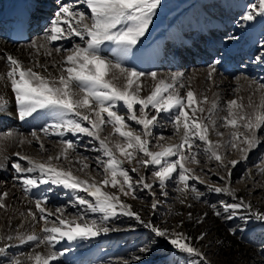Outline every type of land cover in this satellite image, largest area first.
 <instances>
[{
    "label": "snow or ice",
    "instance_id": "snow-or-ice-1",
    "mask_svg": "<svg viewBox=\"0 0 264 264\" xmlns=\"http://www.w3.org/2000/svg\"><path fill=\"white\" fill-rule=\"evenodd\" d=\"M78 2L90 12V16L86 15L85 11L79 10L75 4L64 3L50 20V25L42 37L45 43L37 45L33 41L31 45L34 48H46V45L52 42L71 41L73 38H78L82 42V44H73L71 49L67 50L68 54L63 60V64L67 66L62 69L60 76L50 80L34 71L33 67H23L21 62L12 56L7 57L10 69L6 76L15 95L16 115L19 120H25L38 110H46L53 120L50 125L52 134L60 137H63L65 133H71L74 136L80 134L98 142L99 148L91 150L102 153V157H97V168L102 169L103 179L99 182L95 180L89 182L73 175L70 169L65 170L52 164L54 159L59 160L61 156L68 159V153L74 150L71 141H62L63 146L57 156H49L47 161L43 162L17 153L19 160L26 161L27 166L13 162L11 167L19 174L25 193L38 187L39 184L51 183L62 186L76 194L75 205H79L82 212L69 218L64 215L63 210L57 209L58 223H53L46 219L53 213L47 212L42 206L43 200H38L36 210L41 214L39 219L45 224L41 228L43 235L26 234L17 230L15 236L11 234L0 236V241L3 242L0 244V256H5L7 250L13 247L11 243L13 240L18 241L20 245L35 242L36 247L41 245L47 247L48 253L42 255L33 249L27 255L26 260L13 257L7 259L6 264H50L58 255H63V253L51 251L55 243L65 239L69 242L78 239L88 240L102 233L115 231L116 229H110L106 222L110 217L115 216L119 209L122 215L134 218L156 237L165 238L180 253L199 257L203 264H208L203 253L192 247L187 242L188 238L183 234H168L151 223H145L139 214L132 212L130 207L120 200L118 195L105 190L111 187L123 195L133 192L132 177L122 167L125 160L129 163L136 160L138 166L142 165L145 168L155 166L152 175L155 180L159 181L161 188L167 180L175 178L173 173L179 171L178 183L184 187L178 191L188 188L189 179H198L191 169L186 167V162L199 163L197 159L199 153L195 149L202 147L203 154L209 159L223 160L218 152L222 146L221 143L213 142L209 138L208 124L204 122L203 117L197 115L205 112L203 105L208 103L207 97L199 98L192 90H188L181 97L174 90L170 91L173 89L172 84L163 80L155 84L149 95L142 97L137 81L144 74L124 68L119 62L127 57L133 46L145 35L161 0H78ZM256 16H264V0H259L258 6L250 5L249 11L243 15L242 19L246 22L252 21ZM105 42L116 46L112 52L117 56V62L106 60L100 54L101 46ZM46 51L48 55H51V50L46 49ZM54 51L59 53L61 49L55 48ZM261 58L264 57H258V59ZM116 73H119V76ZM110 75L111 78H109ZM150 75L155 81L157 74L153 72ZM211 75L212 73L209 72V78ZM120 77L124 79L122 87L114 82ZM175 79L173 77V81ZM260 89L264 90V85H260ZM119 106L127 110L126 114H121ZM249 107L252 105L250 104ZM149 108L154 114H149L147 111ZM6 110L7 101L0 97V113ZM225 111L227 115L222 117L221 126L231 130L227 143L233 149L238 150L241 159L245 160L250 151L264 142V138L257 135V132L264 128V107L258 106L248 113L244 110L243 104L233 99L227 102ZM160 113H169V122L180 140L177 144L161 146L160 151H152L149 148V137L152 135V127ZM128 121L140 126L142 131L130 127ZM210 122L215 124V121ZM105 125L111 126L110 135L121 139L113 143L108 136L102 138L100 133ZM44 132L48 134L49 128H45ZM31 135L36 137L35 132ZM217 135L223 137V133L217 132ZM197 140L200 144L195 143ZM40 147L43 149V144ZM117 153L123 159H120ZM138 154H142V157ZM172 157L176 159L173 160ZM239 162L231 160L229 163L234 168ZM77 163H81V171L89 168V165L83 163L82 160H78ZM132 171H137V168L133 167ZM261 171L264 172V169ZM32 173L39 175L36 177L28 175ZM220 179L225 180L226 185L210 186L209 191L217 194L223 193L236 199L235 194L227 186L230 173L229 177ZM135 183L143 185L146 189L153 187L152 184L146 182L144 176H140ZM191 191L197 199L203 195L195 188ZM79 193H86L87 197H91L92 200L89 201ZM6 196L7 193L0 196V209L6 208L2 202ZM135 198L133 195V199ZM156 206L157 203L153 201L152 208L155 209ZM222 206L224 212L228 214V219H232L238 209H251V205L244 203L243 200ZM85 213H99L101 218L86 220ZM215 214L221 215L219 211ZM28 216L36 219L32 211L28 212ZM250 218L264 223V213L251 211ZM78 220L81 222H77ZM50 223L51 226H48ZM199 239H203V234ZM148 250L147 247L139 249L142 253Z\"/></svg>",
    "mask_w": 264,
    "mask_h": 264
},
{
    "label": "rangeland",
    "instance_id": "rangeland-1",
    "mask_svg": "<svg viewBox=\"0 0 264 264\" xmlns=\"http://www.w3.org/2000/svg\"><path fill=\"white\" fill-rule=\"evenodd\" d=\"M35 1L39 6L43 2L46 3L45 5L48 6L46 10L48 11L45 12L48 15L43 25H41L40 31L31 34L29 36L31 38L43 34V30L48 28L55 12L64 3L75 4L79 10L85 11L86 15L90 16V12L87 11L84 5L79 4L78 0ZM258 3L259 0H161L148 30L135 45L139 47L136 50L143 49L141 47H148L162 38L163 43L160 41L155 42L144 53L147 54L150 50L160 49L168 55L181 56L179 59L183 63L177 64V68H181L187 73L192 72L191 75L200 73L201 68L205 69L211 65L221 70L231 69L228 73L222 74L230 82L229 87L223 93L222 117H224L225 114L227 115L225 109L228 101L237 98L236 100L241 103L242 93L247 95L246 97L250 96L249 89V92H247V90L244 91L238 86V78L239 80L264 85V58L258 59V57H264V16H256L254 20L247 22L242 19L243 15L249 11V6L252 4L258 6ZM43 7L45 6L43 5ZM226 10L228 11L225 13ZM204 14L206 18L204 17L205 19L201 21L202 24L210 23L215 26L226 23L225 27H219L217 30L208 27L209 31H203L205 33H200L199 30L194 31V27H188V31H181L179 35L183 38V41L179 43L172 42L168 35L172 29H170V25L182 24L186 21L197 22ZM212 40H214V43H218L214 51L208 48V44L214 45ZM65 42L58 47L57 45H50V47L60 48L61 52L59 53L68 54L67 50L71 49L73 44L80 43L75 38ZM26 43H29V41ZM21 44L24 43L15 45L20 46ZM235 45L238 46V50L235 52H244L241 56H235L236 54L231 56L229 54ZM225 54L229 55L226 56ZM191 61L192 64L187 65ZM258 100L260 101H257L255 105L254 102H245L243 104L244 110L251 113L258 106L264 107V93L261 99ZM250 104L252 107H249ZM136 107L138 109L139 106ZM203 107L206 109L205 104ZM119 110L121 114H126L127 110L122 106H119ZM222 117L218 118L216 128H219L218 132L223 133V137L215 134L212 141L221 143L222 146L218 149V152L223 160L209 159L208 156L203 154L202 147L195 149L199 153L197 156L199 163L186 162V167L191 169L198 179H189L186 190L178 191V189L184 187L178 183L179 171L173 173L175 178L167 180L164 187L161 188L159 181L155 180L152 175L155 166H148L147 168L142 165L138 166L136 160L131 163L125 160L122 164V167L132 177L133 192L123 195L117 189L111 187L105 190L118 195L120 200L127 204L132 212L139 214L141 220L145 223H151L161 230H165L168 234H183L188 238L187 242L192 247L203 253L208 264H264V223L256 221L255 218H250L251 211L264 213V172L261 171L264 169V142H261L255 149L250 151L247 159L242 160L238 150L233 149L227 143L230 139L229 132L231 130L221 126L223 124ZM203 118L206 124L210 122L209 116ZM48 120L36 123L32 128L29 127L21 132L17 128L12 129L31 140H33L32 132L41 135V138L44 137L43 149L37 143H32L31 147L34 149L32 153L18 154L43 162L47 161V157L51 156L56 150H61L62 141H71L74 150H70L68 159L61 157L56 160V163L54 161V165L65 170L70 169L73 175L89 182L102 180V169L97 168V157H102V153L91 150L99 148L98 142L91 137L80 134L74 136L71 133H65L63 137L52 133L51 135L45 134V128H49V132H52L50 125L53 120L52 118ZM127 123L137 131H142V128L135 125L134 122L128 121ZM11 127L13 126H9V128ZM6 128V126L0 125V133L4 134ZM111 133V126L105 125L100 135L102 138L108 136L113 143L121 139L118 136L110 135ZM257 135L264 138V128L260 129ZM161 137L163 139H160ZM179 140V135L174 133V129L169 122V113L158 117L152 127V135L149 137L150 150L160 151L161 146L166 147L177 144ZM195 143L200 144V141L197 140ZM138 155L142 157V154ZM117 156L119 157L118 153ZM119 158L123 159V157ZM171 159L174 160L176 157ZM78 160L87 163L89 168L81 171L82 165L77 163ZM231 160L240 162L233 168L229 163ZM13 162L25 166L24 161L19 160L18 156L10 158L6 169H3L6 172H0V189H6L13 185L31 202L36 203L38 200H43L42 206L46 210L57 211V209H61L64 215L69 218L82 212L80 206L75 205L76 194L71 190L64 189L62 186L51 183L39 184L35 189L25 193L23 185L20 183L19 174L11 167ZM133 167H136L137 171L133 172ZM229 173L230 180L227 186L235 194L236 199L223 193L217 194L214 191H209L210 186H225L226 181L220 178L229 177ZM30 176L36 177V175L31 174ZM140 176H144L146 182L152 184L153 187L146 189L143 185L136 184L135 182L139 180ZM192 188L203 193V195L197 199L191 191ZM79 195L85 196L89 201L92 200L91 197H87L86 193H79ZM133 195L136 197L135 199H133ZM240 200L250 204L251 209H238L233 218L228 219V214L224 212L222 205L239 203ZM153 201L157 203L155 209L152 208ZM216 211H219L221 215L217 216ZM37 215L39 218L41 214L37 212ZM84 215L86 220H99L101 218L99 213H85ZM46 219L58 223L52 216H47ZM40 221L45 226L44 221ZM77 222L81 221L78 220ZM106 224L110 229L116 230L109 231L107 234L102 233L88 240L78 239L69 242L65 239L55 243L51 251L63 253V255H58L52 264H125V262L127 264H203L199 257L180 253L165 238L156 237L134 218L122 215L119 209H117V214L110 217ZM48 226H51V223ZM41 228L42 226L39 229L40 233ZM202 234L203 239H199ZM2 243L0 241V244ZM11 243L13 247L7 250L5 256H0V264H6L7 259L13 257H22L35 244V242H29L20 245L15 240ZM141 247H147L149 250L142 253L139 251ZM136 257H139V259H135ZM22 260H26V257Z\"/></svg>",
    "mask_w": 264,
    "mask_h": 264
},
{
    "label": "bare ground",
    "instance_id": "bare-ground-1",
    "mask_svg": "<svg viewBox=\"0 0 264 264\" xmlns=\"http://www.w3.org/2000/svg\"><path fill=\"white\" fill-rule=\"evenodd\" d=\"M15 6H21L28 10L30 18L29 24L31 26L30 32L36 33L37 31H39V22L44 20L43 16H47V13L45 11L48 10H46L47 8L43 7V5L39 6L40 8L37 7L35 1L33 0H0V24L2 25L6 21L5 19L7 17V14L10 13L11 9ZM227 11L228 10H226L225 13ZM204 17L206 18L205 14L200 17L197 22L186 21L182 24L170 25V29H172L169 31L168 35L172 39V42L179 43L180 41H183V38L179 35L181 31H188V27H194V31L199 30L198 32L200 33H203V31L205 30L209 31V29L217 30L219 27H225L226 23L215 26H212L210 23L204 25L201 23V21L205 19ZM208 27L210 28L208 29ZM46 30L47 29L43 30V34L41 36H33V38L29 37L25 42L19 43H11L10 38L8 37V32H6L5 29L3 30L2 28L0 30V97L7 101V110L5 112L0 113V125L7 127L5 129L6 131L4 132V134L0 133V172L2 173L4 171L6 172V170L3 169H6L7 165L9 164L8 161L10 160V158H13L15 156L17 157V153H32L34 151V149L31 147L32 143H37L40 146L41 144H43L42 142H44V137L42 136L41 138V135L39 134H36V137H32L33 140H31L25 135L19 134L18 132H15V130L12 129L17 128L18 131L21 132L22 130H25L29 127L32 128L36 125V123L44 122L45 120L52 118L46 113V110H38L36 113H33L32 116L27 117L25 120H19L16 115L17 109L15 95L12 92L10 81L7 79L6 76V73L10 69V65L7 61L8 56H12L13 58L19 60L21 62V65L25 68L33 67L34 71L40 73L42 76L49 78L50 80L53 78H58L60 76L62 69L67 66L63 64V60L67 54L55 52V48H51L50 45H57L58 47L59 45L66 43V40L52 42L51 44H47L46 48L31 47L33 41H35L37 45L45 43L42 37L44 36ZM75 39L79 41L78 38ZM28 41L29 43H26ZM157 41L163 43L162 38L158 39ZM212 41L214 43V40ZM79 42L82 44L81 41ZM20 43L24 44H21L20 46L15 45ZM153 44L148 47H141L143 49H139V52L136 50L139 47L133 46L131 52L127 55V57L119 61L121 63V66L144 74L141 75L139 80L137 81V84L140 86L141 89L140 95L142 97L149 95L153 90L155 84L160 80H163L168 84H172L173 89H170V91L174 90L181 97H183L188 90H192L194 93H196L199 98L207 97L208 103L205 104V112L198 113L197 115L201 117L209 116L210 121H215L214 125L211 122L207 123L210 129L209 138L213 140L212 137L219 131V128H216L217 120L223 115V93L230 85V82L226 78H224L222 74L228 73V71H231V69L221 70L211 65L207 66L205 69L201 68L199 70L200 73H195V75H191L192 72L187 73V71L182 70L181 68H177V64L183 63L179 59L181 56L177 57V55H168L166 52L161 51L160 49L150 50L147 54H145L144 51L151 48ZM217 45L218 43L215 42L214 45H208V48L211 49V51H214ZM115 47L116 46L114 44H111L110 42H105V44L101 46L100 54L106 60L115 63L118 59L117 56L114 55L112 52V49ZM237 47L238 46L235 45L233 47L234 49H231L232 52L229 53L231 56H233V54H236L235 56H241L244 53L243 51L235 52L238 50ZM46 49L51 50V55L47 54ZM229 54L225 55L227 56ZM190 63L192 64V61L188 62L187 65H189ZM153 72L157 74L155 81L150 75ZM209 72L212 73L211 78H209ZM116 75L119 76V73H116ZM173 77L176 78L175 81H173ZM109 78H111V75L109 76ZM114 82L122 87L124 84V79L123 77H120ZM181 85H183V87H181ZM260 85L261 84H255L253 82L239 80L238 78V86H240V88L244 91H250L249 97H246L247 95H245L244 93L241 94V104H244L245 102H254L255 105L257 101H260L258 99H261L262 94L264 93V90L260 89ZM213 105H215V108H213ZM147 111L150 115L154 114L151 108H149ZM174 111L175 110H173V112ZM165 114L167 113H160L158 117ZM9 126L13 127L9 128ZM51 133L52 132H48V135H51ZM21 141H23V143H21ZM59 152L60 150H56L54 153L51 154V156L55 157ZM54 161L56 163V160L54 159L52 161L53 165ZM24 163L26 167V161H24ZM31 175L38 176L39 174L32 173ZM4 193H7V196L3 198L2 202L6 205V208L0 209V236H6L7 234L15 236L17 234V230H19V232L21 233H35L38 236H42L39 229L41 226L44 227V225L43 222H41L38 218L36 203L31 202L29 199L23 196L22 192L19 189L14 188L13 185L6 189H0V196H2ZM29 211H32L34 213L36 219H33L32 217L28 216ZM47 212L53 213V215L51 216L54 217L55 220H57V215H59L57 211L47 210ZM33 249L42 255H46L49 251V249L44 245L36 247V245L34 244L33 247H30L28 251H26L25 254L22 255L23 258L20 257V259H24L25 257H27V255L31 253ZM53 261H51L50 264H52Z\"/></svg>",
    "mask_w": 264,
    "mask_h": 264
}]
</instances>
